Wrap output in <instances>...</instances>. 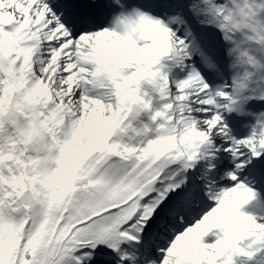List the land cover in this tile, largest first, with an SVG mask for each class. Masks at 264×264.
I'll return each mask as SVG.
<instances>
[{"label":"snow or ice","instance_id":"1","mask_svg":"<svg viewBox=\"0 0 264 264\" xmlns=\"http://www.w3.org/2000/svg\"><path fill=\"white\" fill-rule=\"evenodd\" d=\"M0 264H264V0H0Z\"/></svg>","mask_w":264,"mask_h":264},{"label":"clouds","instance_id":"2","mask_svg":"<svg viewBox=\"0 0 264 264\" xmlns=\"http://www.w3.org/2000/svg\"><path fill=\"white\" fill-rule=\"evenodd\" d=\"M158 20V17L135 6L123 13L117 12L110 17L104 30L108 35L101 39V45L107 41L110 54L124 59L135 56L140 49L146 50L150 55L159 44Z\"/></svg>","mask_w":264,"mask_h":264}]
</instances>
